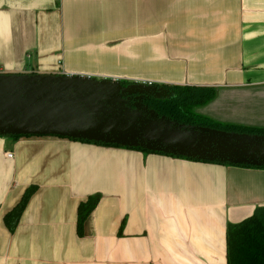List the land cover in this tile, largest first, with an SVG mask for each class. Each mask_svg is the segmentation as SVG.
<instances>
[{"label":"crops","instance_id":"1","mask_svg":"<svg viewBox=\"0 0 264 264\" xmlns=\"http://www.w3.org/2000/svg\"><path fill=\"white\" fill-rule=\"evenodd\" d=\"M0 71L212 86L195 112L264 127V0H0ZM257 206L262 166L0 136V264H226L227 223Z\"/></svg>","mask_w":264,"mask_h":264},{"label":"water","instance_id":"2","mask_svg":"<svg viewBox=\"0 0 264 264\" xmlns=\"http://www.w3.org/2000/svg\"><path fill=\"white\" fill-rule=\"evenodd\" d=\"M167 96L166 88L154 84L0 73V135H51L264 167V134L181 123L143 102Z\"/></svg>","mask_w":264,"mask_h":264},{"label":"trees","instance_id":"3","mask_svg":"<svg viewBox=\"0 0 264 264\" xmlns=\"http://www.w3.org/2000/svg\"><path fill=\"white\" fill-rule=\"evenodd\" d=\"M126 83V82H122ZM167 89L168 96L163 98H151L149 106L154 108L160 115H165L181 123L203 125L227 131L264 134V127H249L238 124L222 123L208 116L194 111L196 107L207 104L216 94V88L212 86L197 85H158ZM2 136V135H0ZM33 135H11L12 138ZM71 139V138H69ZM91 142L105 146L124 147L115 143H101L83 139H72ZM130 149L145 150L140 147H124ZM149 151V150H145ZM163 153V152H159ZM171 155V154H169ZM173 156V155H172ZM182 157V156H178ZM187 158V157H184ZM200 160L197 158H188ZM209 161V160H201ZM223 163L220 161H210ZM227 163V162H225ZM231 164V163H228ZM242 165V164H233ZM250 166V165H242ZM32 185L25 189L19 202L8 211L3 219L8 230L12 232L18 218L22 213L29 197L35 191ZM100 200V194L89 195L85 201L77 207V231L82 234L86 218L96 207ZM226 264H264V206H257L253 213L238 222H228L226 225Z\"/></svg>","mask_w":264,"mask_h":264},{"label":"flooded vegetation","instance_id":"4","mask_svg":"<svg viewBox=\"0 0 264 264\" xmlns=\"http://www.w3.org/2000/svg\"><path fill=\"white\" fill-rule=\"evenodd\" d=\"M123 85H126V84H128V83H122ZM150 99H151V97H146V98H144V103L145 104H147L148 106H149V104H150ZM150 107V106H149ZM152 108V107H151Z\"/></svg>","mask_w":264,"mask_h":264},{"label":"built area","instance_id":"5","mask_svg":"<svg viewBox=\"0 0 264 264\" xmlns=\"http://www.w3.org/2000/svg\"><path fill=\"white\" fill-rule=\"evenodd\" d=\"M27 57H29V55H27ZM0 73H1V71H0ZM58 74H63V73H58ZM147 84H151V83L149 82ZM6 154H7L8 157H12V153L11 152H7Z\"/></svg>","mask_w":264,"mask_h":264},{"label":"rangeland","instance_id":"6","mask_svg":"<svg viewBox=\"0 0 264 264\" xmlns=\"http://www.w3.org/2000/svg\"><path fill=\"white\" fill-rule=\"evenodd\" d=\"M31 71V70H30ZM97 78H99V77H97ZM51 136V135H50Z\"/></svg>","mask_w":264,"mask_h":264}]
</instances>
